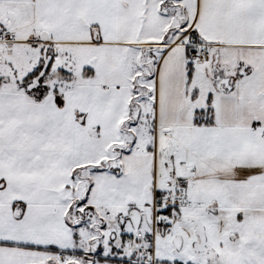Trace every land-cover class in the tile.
Wrapping results in <instances>:
<instances>
[{"label":"snow or ice","instance_id":"obj_1","mask_svg":"<svg viewBox=\"0 0 264 264\" xmlns=\"http://www.w3.org/2000/svg\"><path fill=\"white\" fill-rule=\"evenodd\" d=\"M0 264H264V0H0Z\"/></svg>","mask_w":264,"mask_h":264}]
</instances>
